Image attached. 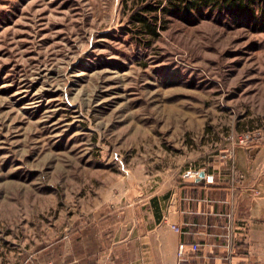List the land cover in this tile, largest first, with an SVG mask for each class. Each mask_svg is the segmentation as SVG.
<instances>
[{"label": "rangeland", "instance_id": "374dc122", "mask_svg": "<svg viewBox=\"0 0 264 264\" xmlns=\"http://www.w3.org/2000/svg\"><path fill=\"white\" fill-rule=\"evenodd\" d=\"M168 1L0 0V264L65 239L74 213L264 144V21Z\"/></svg>", "mask_w": 264, "mask_h": 264}, {"label": "crops", "instance_id": "0c3cea01", "mask_svg": "<svg viewBox=\"0 0 264 264\" xmlns=\"http://www.w3.org/2000/svg\"><path fill=\"white\" fill-rule=\"evenodd\" d=\"M242 148V162L207 161L161 195L74 213L66 238L23 264H175L179 241L199 243L192 264H264V144Z\"/></svg>", "mask_w": 264, "mask_h": 264}, {"label": "trees", "instance_id": "16d2710c", "mask_svg": "<svg viewBox=\"0 0 264 264\" xmlns=\"http://www.w3.org/2000/svg\"><path fill=\"white\" fill-rule=\"evenodd\" d=\"M134 3H139L142 11L156 10L159 8V3L152 5L149 0H132ZM170 7L164 8L166 12H176L183 10L189 12L202 11L203 8H216L218 10L237 9L242 12L253 13L257 11V17L264 21V0H169ZM134 21L139 24L141 29L149 32L152 35L156 34L155 18L153 21L148 20L147 16L137 11L134 13ZM154 17V16H153Z\"/></svg>", "mask_w": 264, "mask_h": 264}, {"label": "built area", "instance_id": "2783aa9c", "mask_svg": "<svg viewBox=\"0 0 264 264\" xmlns=\"http://www.w3.org/2000/svg\"><path fill=\"white\" fill-rule=\"evenodd\" d=\"M250 137L249 133L239 134L238 141L241 143L246 141ZM200 168L190 167L183 171V178H195L199 175ZM208 177V176H207ZM206 177V180H207ZM172 228L176 231H179L177 225H171ZM200 249L198 242L185 243L184 241H179L176 247V261L175 264H192L191 255L195 254Z\"/></svg>", "mask_w": 264, "mask_h": 264}, {"label": "water", "instance_id": "95a60500", "mask_svg": "<svg viewBox=\"0 0 264 264\" xmlns=\"http://www.w3.org/2000/svg\"><path fill=\"white\" fill-rule=\"evenodd\" d=\"M203 173H204L203 171H200V172H199V175H198L197 177L202 176Z\"/></svg>", "mask_w": 264, "mask_h": 264}]
</instances>
